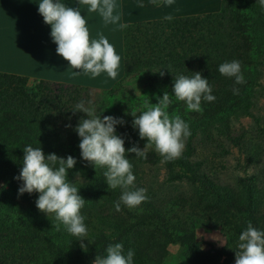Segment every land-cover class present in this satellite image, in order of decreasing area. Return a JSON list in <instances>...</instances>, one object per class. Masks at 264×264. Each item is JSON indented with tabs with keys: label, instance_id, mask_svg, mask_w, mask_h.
<instances>
[{
	"label": "trees",
	"instance_id": "trees-1",
	"mask_svg": "<svg viewBox=\"0 0 264 264\" xmlns=\"http://www.w3.org/2000/svg\"><path fill=\"white\" fill-rule=\"evenodd\" d=\"M123 43L124 77L113 88L102 92L113 98L119 97L128 91L127 81L132 76L145 78L146 86L141 91L145 96V111L146 105L157 104L158 98L162 99L165 92L170 95L171 101L177 100L172 90L176 76L192 77L193 73L200 72L203 78L208 79L211 95L215 97L213 102L201 101L202 112H198L194 120L188 117L183 119L191 132L185 141V149L180 158L164 163L168 182H186L194 189L189 196L178 195L175 203L181 210L189 208L191 216L206 212V225L234 226L232 229L238 234L237 244L249 222L257 230L264 231V213L261 209L264 186L259 188L255 177L240 180L237 187L222 185L205 172L204 162L194 159L199 146L208 144L219 150L220 154H229L228 146L238 148L248 166L262 163L264 127L253 113L256 107L255 88L260 86L259 76L264 69V7L259 0H222L221 9L216 13L127 24L123 29ZM233 60L241 64L245 78L243 84H236L234 78L225 77L219 72L221 64ZM161 70L165 73L163 77L158 73ZM8 80L25 83L29 78L0 72L2 188H15L18 191L23 182L15 177L19 176L23 167L24 148L41 147L45 155L56 154L65 159L71 155L77 160L75 167L68 171V179L75 182L76 173H80L82 179L76 182V187L84 200L100 197L115 205L122 194L121 189L108 188L103 174L106 168H95L82 160L80 138L75 131L79 122L88 118L85 113L74 112L78 111L77 104L83 102L86 107L89 102L87 96L81 95L82 92L99 90L46 80H34L35 86L28 90L24 84L18 82L12 85L7 83ZM234 88L239 90L238 94L233 93ZM171 108H174L172 102ZM245 117H251L255 126L233 128L232 118L239 120ZM122 119L125 124L117 125L116 130L117 135L125 141L126 151L134 144L143 150L147 141L141 140L138 129L132 127L133 116ZM125 158L133 166L135 188L144 189L140 174L145 173L146 167L162 160L154 148L148 151L147 159L129 153L125 154ZM2 192L4 189H0V212L4 213L0 216V264H48L55 247H59L61 252L55 254V260L60 258L59 264H93L97 255L105 256L107 246L115 243H121L124 249L139 254L143 253L145 246L153 249L149 245L151 230L147 223L157 221L162 226L167 223L162 212L165 202L158 205L146 200L131 210L121 204L131 216L139 213L136 223L126 226L125 222L114 219L110 214L81 212L86 218L88 236L84 241H77L63 225L59 231L49 232L45 229H55L57 221L35 213L39 193H25L19 196V202H13ZM216 200L228 205L219 204L229 208L227 216L217 215L216 204L219 202ZM21 202H29L30 205H20ZM143 212L147 214L140 215ZM190 221L189 218L179 220L175 227L189 235ZM183 233L174 235V238L171 235L164 237L179 244L182 255L194 253L185 256L187 264L235 262L237 244L233 248L202 252ZM139 239L144 240L142 245L130 242ZM81 243L87 245L85 250L80 247Z\"/></svg>",
	"mask_w": 264,
	"mask_h": 264
},
{
	"label": "clouds",
	"instance_id": "clouds-1",
	"mask_svg": "<svg viewBox=\"0 0 264 264\" xmlns=\"http://www.w3.org/2000/svg\"><path fill=\"white\" fill-rule=\"evenodd\" d=\"M79 5L87 6L89 13H98L105 27L117 25L120 30L127 27L120 23L121 16L114 14L117 5L115 0H78ZM171 6L173 0H166ZM264 7V0H259ZM140 4V7H143ZM39 14L44 23L51 26V38L57 45L56 52L67 61L71 69L83 70L84 75H91L94 79L101 73H106L110 79L115 80L120 66L121 57L103 32H97L96 39H90L87 21L81 15L79 8L67 7L60 0H41L38 6ZM171 20L172 17H166ZM115 30V29H114ZM219 72L229 78H234L236 84H243L245 78L241 71V64L237 60L225 62L219 66ZM161 77L164 71L158 72ZM81 75L79 71H73L71 77ZM174 96L178 101L186 103L190 111H201V101L213 102L215 97L211 95V87L208 79L203 78L200 72L193 73L192 77L179 75L175 77L173 86ZM238 94V89H233ZM170 95L165 92L158 103L146 105L147 110L133 112L134 129H138L141 140H146L143 150L138 144L125 149L124 139L116 134L117 125H124L122 118L112 116L94 115V109L85 107L81 102L76 105L78 111L87 115L75 128L80 138L79 149L83 161L89 165L106 168L104 177L108 188L113 190L120 188L122 194L114 205L117 212L121 211V204L127 208L135 209L148 197L146 189L135 188V176L132 164L125 158V154L147 159V153L153 149L162 157L161 163L174 161L181 157L185 148V140L191 135L189 125L179 116L170 117L167 109L171 104ZM70 127V125H68ZM23 167L16 180L23 183L18 189V196L25 193H39L35 201L36 207L47 216L54 214L57 221L56 229L60 230L61 224L66 231L76 237L77 241H84L88 236V228L85 217L81 215V209L85 200L79 194L76 182L81 178L76 173L77 179L72 182L68 179V171L73 169L77 160L71 155L67 158L58 157L56 154H48L41 147L24 148ZM82 249L87 245L80 244ZM235 251V264H264V231L247 224L239 236ZM134 251L129 249L124 252L123 244H109L106 255H97L93 264H133Z\"/></svg>",
	"mask_w": 264,
	"mask_h": 264
},
{
	"label": "rangeland",
	"instance_id": "rangeland-1",
	"mask_svg": "<svg viewBox=\"0 0 264 264\" xmlns=\"http://www.w3.org/2000/svg\"><path fill=\"white\" fill-rule=\"evenodd\" d=\"M144 79L145 78L142 77L132 76L131 79L127 81L128 91L121 93L119 97L113 98L111 95L102 91L91 93L82 92L81 95L83 97H88L87 101L89 102L86 104V107L94 109V115L101 116V119H103L104 116L123 118L131 116V113L133 112L138 113L137 116H139L140 112H143V106L145 103L143 100V97L145 96L141 94L142 88L146 86V81ZM18 82L19 84H24L28 90H31L36 84L33 79H29L25 81V83L21 81H7V83L12 85H16ZM258 84L260 86L255 88L256 107L253 110V113L256 117H259L261 120L260 124L264 127V69L260 73ZM60 106L62 105L60 104ZM172 106H174V108H171V104L168 107V111H171V113H169L170 117L173 115H179L182 119L188 117L187 119L194 120L198 113L196 111L188 110L186 103H181L178 100H173ZM199 112H202V110ZM231 125L235 129H240L241 127H253L255 126V123L251 117H245L239 120L232 118ZM116 134H118V130H116ZM228 150L229 154H220L219 150L214 149L211 145L204 144L199 146L197 156H195L194 159L204 162L205 172H207L217 183L237 187L240 180L255 177L256 185L259 188H262L264 186V158L260 165L248 166L244 154L241 153L238 148L228 146ZM140 177L142 179V184H144L145 189L147 190V201H152L158 205H162V203L165 202V206L162 207V212L165 214L167 223L164 226L157 221L147 223L148 229L151 230L149 245L153 246V249L150 250L149 247L145 246L143 253H135L133 264H187L186 257H189L190 254L194 253L187 252L182 255L180 245L174 243L170 238H165L164 235H171V238H174V235H182L181 233L183 232L177 229L175 225L177 226L179 220L186 221L188 218L192 221H190L191 225L187 230L189 235L183 233V236L187 237V240L190 242L195 243L197 245V250L209 253L210 251L213 252L224 248H233L234 245L237 244L236 236L238 234L234 233V230L232 229L234 226L231 225L225 227L222 224L206 225L205 217L206 219L208 218L206 212L202 213L201 211L200 215L191 216L189 208L181 210V207L175 203L176 197L178 195L189 196L193 193L194 189L186 182H168L167 170L164 167V163L162 164L160 161L156 165L146 167L145 173L140 174ZM74 179H77V176H75ZM81 179L82 177L79 180ZM0 189H4V192H2L4 197L9 198L10 201L19 202L18 191L15 188H2V183L0 182ZM85 201V205L81 209V212L105 215L110 214L114 219L125 222L126 226L136 223L140 217L138 215L139 213L131 216L129 210L122 207L121 211L117 212L114 205L105 198L99 197L91 201ZM216 202L219 201L216 200ZM220 202L228 206L225 202ZM220 202L216 204V208H218L217 215L227 216V214H229V208L224 205H219ZM20 205L28 206L30 203L21 202ZM261 209L264 213V204L261 206ZM35 213L40 215V217H47L48 219L54 218V214L47 216L38 209ZM2 214L4 215V213L0 212V216H3ZM146 214L147 212H143L140 215L145 216ZM45 229L50 232L56 230V227L55 229L52 227H45ZM141 237L144 238L143 235ZM130 242L135 243L136 245H142L144 240H131ZM127 251L128 250L124 249L125 254ZM60 253V248L55 247L53 257L49 259L48 264H59L60 258L55 260V254ZM233 264H235V262Z\"/></svg>",
	"mask_w": 264,
	"mask_h": 264
},
{
	"label": "crops",
	"instance_id": "crops-1",
	"mask_svg": "<svg viewBox=\"0 0 264 264\" xmlns=\"http://www.w3.org/2000/svg\"><path fill=\"white\" fill-rule=\"evenodd\" d=\"M41 0H0V72L28 77L33 80H46L78 85L99 91H108L125 74L123 30L117 25L104 26L98 13H89L87 6L79 5L78 0H60L67 7L79 8L87 21L90 39L103 32L121 57L118 75L115 80L106 73L92 78L83 70L71 69L67 61L60 57L51 38V26L44 23L39 14ZM114 14L121 16L120 23L131 24L166 19V17L198 16L219 12L222 0H173L169 6L166 0H115ZM143 4V7H140ZM115 29V30H114ZM81 75L72 78L71 73Z\"/></svg>",
	"mask_w": 264,
	"mask_h": 264
}]
</instances>
